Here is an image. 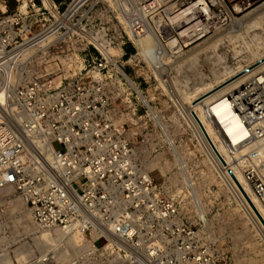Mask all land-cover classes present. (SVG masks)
Wrapping results in <instances>:
<instances>
[{
    "label": "built area",
    "instance_id": "built-area-1",
    "mask_svg": "<svg viewBox=\"0 0 264 264\" xmlns=\"http://www.w3.org/2000/svg\"><path fill=\"white\" fill-rule=\"evenodd\" d=\"M90 1L72 0L61 13L62 4L55 0H15L13 12H0V191L10 188L21 198L38 231L85 238L95 249L118 256L121 264H231L200 232L204 221H185L175 200L140 168L126 138L127 122L116 121L122 112L127 117L138 113L129 90L141 96L123 65L137 68L144 83L157 77L152 61L160 51L152 46L140 53L137 42L147 35L133 14L138 4L155 0L113 1L129 21L121 23L119 37L87 31L75 19ZM197 4L211 8L222 29L234 15L260 8L264 0H171L157 13ZM211 34L184 37L188 44L183 43L166 19L156 33L170 61ZM64 38L86 43L61 60L64 66L58 60L65 72L31 71L38 55L59 58L51 52ZM173 41L178 49L171 51ZM93 42L102 43L107 54ZM123 58L128 59L123 63ZM224 84L233 86L208 102L202 101L205 96L199 100L202 117L225 148L222 154L199 127L216 153L220 181L232 199L239 195L247 203L241 189L264 209V59L236 68ZM141 103L149 107L146 100ZM97 241L104 243L97 247ZM15 264L58 262L50 252Z\"/></svg>",
    "mask_w": 264,
    "mask_h": 264
},
{
    "label": "rangeland",
    "instance_id": "rangeland-1",
    "mask_svg": "<svg viewBox=\"0 0 264 264\" xmlns=\"http://www.w3.org/2000/svg\"><path fill=\"white\" fill-rule=\"evenodd\" d=\"M59 1L62 4L60 7L62 13L72 0L57 2ZM113 1L116 2L91 0L78 11L75 19L79 20L87 31L103 30L109 36L119 37L121 27L125 24L129 25V21L123 16L121 8L118 9L113 5ZM169 1L155 0L152 4L142 2L139 9L134 8L133 14L136 12L137 17L139 16L147 35L145 38H149L151 45L160 51L152 61L158 68L155 71L157 77L155 79L152 77L148 83H144L139 74H135L137 68L129 63L123 65L141 96L130 89L131 105L136 106L138 113L133 117H127L126 113L122 112L123 114H118L116 121L119 124L127 122L126 138L133 147L140 168L150 174L160 188L175 200L185 221L192 225L196 224L197 218L204 221L203 227H199V230L214 241L219 255L226 256L231 264H264V241L220 181V176L205 155L196 132L194 133V129L185 119L183 109L189 105L186 100L189 99L190 93L195 90L201 92V83L214 86L225 79V77L217 81L213 79L214 73L219 69L225 67L227 69L225 76H227L236 68L252 62L255 53H264V20L256 26L243 23L236 27L232 24V19L231 23L222 29L218 27L220 23L217 20L209 22L204 26L206 32L201 35L204 36L208 32L213 34L193 43L184 55L172 59L171 62L166 49L158 42L156 33L159 31V26L164 25L165 19H168L179 37L183 39V43H187L192 36L198 35H194V32L197 30L196 26L203 22V15H197L193 22L187 23L191 16V7L169 6L164 10V15L157 13ZM158 5L161 6L156 8ZM15 6V0H0V12H6L7 15L13 12ZM76 10L77 8L74 10L71 8L72 12L69 10L65 18L68 19ZM257 10L263 12L264 5L234 15V18L245 22L246 18L256 14ZM155 13L157 14L154 15ZM204 24L203 22L202 25ZM84 35L88 39L92 37L90 33ZM184 37L189 39L186 40ZM92 41L98 40L92 39ZM96 42L93 43L98 46ZM175 43L173 41L169 44L171 46L169 50L173 51L174 47L178 49ZM85 44V41L79 43L65 38L60 39L56 44V50L51 52L54 56L57 54L59 58L52 57V54L45 58L38 55L30 69L37 73H64V64L61 60L72 55L75 48H84ZM137 44L140 53H145V48L140 46V42ZM102 46L101 43L99 49L107 54ZM87 53L93 56V48L88 47ZM127 59L123 58L122 62H126ZM142 98L147 101L150 109L141 103ZM129 119L132 120L129 122ZM53 147L59 149L56 143ZM52 234L55 235L54 232ZM40 235L32 225L28 209L21 198L13 191L0 192V264H15L30 258H41L50 252L54 254L58 264L122 263L118 257L101 251L96 254L86 251L76 258L68 251L71 255L70 259L63 263L55 257V252L58 250L57 243H52L48 247L37 245L36 239ZM57 240L54 238L55 242H58ZM103 243L97 241L96 246L101 247Z\"/></svg>",
    "mask_w": 264,
    "mask_h": 264
},
{
    "label": "bare ground",
    "instance_id": "bare-ground-1",
    "mask_svg": "<svg viewBox=\"0 0 264 264\" xmlns=\"http://www.w3.org/2000/svg\"><path fill=\"white\" fill-rule=\"evenodd\" d=\"M80 1L82 2V0H80ZM154 3H155V1H154ZM157 3H159V2H157ZM140 4H138V6ZM150 4H152V3H150ZM78 5H80V2H77L76 5L72 6L71 7L72 10L76 9ZM160 6L161 5H158L156 8H159ZM197 6H198V4L197 5H193V6H189V7H191L192 12L190 13L191 16H190L189 20L187 21V23L193 22L195 20V16H197V15L198 16L203 15L202 21L205 24L202 25L203 22H201V24H198L196 26L197 27L196 28L197 30H195L194 35H196V34H198V35L199 34H204L206 32V29L204 28V26L207 25L209 22H212L214 20H217L220 23V18H218L212 12L211 8H202V7H197ZM237 10L240 11V12L242 11V10H239V9H237ZM70 11H71V9H70ZM257 11L260 12L259 10H257ZM258 12L256 14H252L249 18H246L245 22H242L240 20L233 19L232 20V24H234V26H236V27L241 26L243 23H246L248 25L251 24V25H255L256 26V24L260 23L261 20H264V11L263 12H260L259 14H258ZM198 27H200V28H198ZM187 29H189V28H187ZM149 41H150L149 38L148 39L145 38L144 40H142V42L139 41L140 42V46L143 47V49L145 48V50L151 48L152 45H151V43ZM158 42H159L160 46L162 47V45H161V43H160L159 40H158ZM169 44H168V47H169V49H171V46H169ZM256 51H258V48L256 49ZM253 59L254 60L252 62H250L249 64H252V63L257 62L258 59H264V53H262V54L255 53L253 55ZM226 74H227V69L225 67H223L222 69H219L216 73H214L213 79L215 81L219 80L222 77L223 78L225 77V79L222 80V81L217 82L214 86H210L207 83H201L200 84L201 92L199 93L197 90H195L194 92L190 93L189 94V99L186 100L189 105L186 108L183 107L184 114H185V117H186L185 119L188 121L189 125L194 129V133L196 132V134H197V136L199 138V141H200V145L202 146V149H203L205 155L210 160V162L212 163L213 167L215 168V170L219 174V176H220V174L223 175V170H222L221 166L217 163V160L218 159L216 158V153L212 150V148H210V145L208 143V139L206 140V137L204 136V134L200 130V127H199L200 124L205 129V132H206L209 140L214 145L215 150L218 152V154H222V152H223V150L225 148H223L220 145V143H218L217 136L213 132L214 130L212 129L211 125L202 117V114H201L202 113L201 112L202 111V102L199 103L200 102L199 100H201L202 97L205 96L202 99V101L203 102H208L210 99L215 98L218 95L226 92V90L230 89L233 86L232 84L225 85V86L220 87L218 89V86H221L222 84H224L226 82V79L231 76V74L225 76ZM1 99H2V91L0 89V100ZM192 112L196 115L197 120L194 118V115H193ZM225 183H226V180H225ZM229 185L232 186V184H230V183H229ZM228 189H229V187H228ZM4 191H13V190H11L10 188H6V189H4ZM234 198H235L236 202L239 204L241 210L243 211V213L245 214V216L247 217V219L249 220V222L251 223V225L253 226V228L255 229V231L258 234V236L264 241V227L260 223V221L257 218V216L254 214V212L251 209V207L249 206V204L246 203L242 198H240L239 195H237ZM251 201H252L255 209L258 211L260 217L264 221V209L254 199H251ZM32 225H33V223H32ZM39 233L41 235H40V237L38 239H36V240H38L37 245H41L43 247H48L52 243H57L56 244V247L58 248V250L55 252V257L58 259V261H62L63 263L68 262L69 259H70V256L71 255L69 254L68 251L71 252V254L74 256V258L79 257V256H82L83 253L86 252V251H91L92 254H96V253H98L100 251L101 252H104V250H97V249H95L92 246V242L91 241H86V239L85 238H82V237H78V236H66V235H64L62 233H59V232L55 231V230H54L55 235L52 234V231H40L39 230ZM74 237H76V238L74 239ZM54 238H57L58 239L57 240L58 242H55L54 241ZM61 246H64V247L61 248ZM116 257H118V256H116Z\"/></svg>",
    "mask_w": 264,
    "mask_h": 264
},
{
    "label": "water",
    "instance_id": "water-1",
    "mask_svg": "<svg viewBox=\"0 0 264 264\" xmlns=\"http://www.w3.org/2000/svg\"><path fill=\"white\" fill-rule=\"evenodd\" d=\"M239 187V186H238ZM240 189V187H239ZM240 191L242 192V194L244 195L247 203L249 204V206L251 207V209L253 210L254 214L257 216V218L259 219L260 223L263 225L264 227V221L262 220V218L260 217L258 211L255 209V207L253 206V204L250 202V200L245 196V194L243 193V191L240 189Z\"/></svg>",
    "mask_w": 264,
    "mask_h": 264
},
{
    "label": "trees",
    "instance_id": "trees-1",
    "mask_svg": "<svg viewBox=\"0 0 264 264\" xmlns=\"http://www.w3.org/2000/svg\"><path fill=\"white\" fill-rule=\"evenodd\" d=\"M56 2L58 1V0H55ZM127 52L129 53V54H131L132 53V49L130 48V47H128L127 48Z\"/></svg>",
    "mask_w": 264,
    "mask_h": 264
},
{
    "label": "crops",
    "instance_id": "crops-1",
    "mask_svg": "<svg viewBox=\"0 0 264 264\" xmlns=\"http://www.w3.org/2000/svg\"><path fill=\"white\" fill-rule=\"evenodd\" d=\"M57 3H60L61 4V1L57 2ZM4 191V190H3ZM2 190L0 192H3Z\"/></svg>",
    "mask_w": 264,
    "mask_h": 264
}]
</instances>
